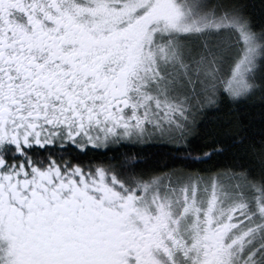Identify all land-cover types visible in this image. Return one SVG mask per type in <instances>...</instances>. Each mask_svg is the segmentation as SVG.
Returning a JSON list of instances; mask_svg holds the SVG:
<instances>
[{
	"label": "snow or ice",
	"instance_id": "6c2138e0",
	"mask_svg": "<svg viewBox=\"0 0 264 264\" xmlns=\"http://www.w3.org/2000/svg\"><path fill=\"white\" fill-rule=\"evenodd\" d=\"M0 264H264V0H0Z\"/></svg>",
	"mask_w": 264,
	"mask_h": 264
}]
</instances>
